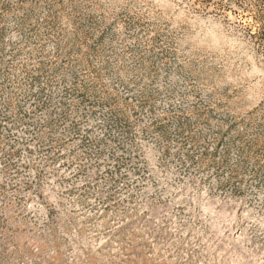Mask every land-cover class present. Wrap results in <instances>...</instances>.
Instances as JSON below:
<instances>
[{"label":"rangeland","instance_id":"rangeland-1","mask_svg":"<svg viewBox=\"0 0 264 264\" xmlns=\"http://www.w3.org/2000/svg\"><path fill=\"white\" fill-rule=\"evenodd\" d=\"M0 264H264V0H0Z\"/></svg>","mask_w":264,"mask_h":264}]
</instances>
